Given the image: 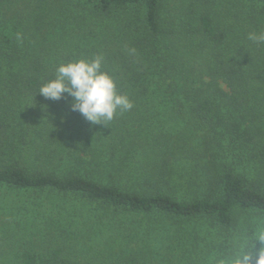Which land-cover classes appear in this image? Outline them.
<instances>
[{
	"label": "trees",
	"instance_id": "trees-1",
	"mask_svg": "<svg viewBox=\"0 0 264 264\" xmlns=\"http://www.w3.org/2000/svg\"><path fill=\"white\" fill-rule=\"evenodd\" d=\"M252 31L264 0H0V186L40 196L11 264H214L264 225ZM96 55L133 103L107 126L37 93Z\"/></svg>",
	"mask_w": 264,
	"mask_h": 264
},
{
	"label": "clouds",
	"instance_id": "clouds-1",
	"mask_svg": "<svg viewBox=\"0 0 264 264\" xmlns=\"http://www.w3.org/2000/svg\"><path fill=\"white\" fill-rule=\"evenodd\" d=\"M247 38L264 44V31L249 32ZM103 62V55H96L61 63L37 93L51 100L71 97V111L91 124L107 126L116 115L130 111L133 103L127 94L118 92L115 77L103 70ZM214 264H264V225L241 232Z\"/></svg>",
	"mask_w": 264,
	"mask_h": 264
},
{
	"label": "rangeland",
	"instance_id": "rangeland-1",
	"mask_svg": "<svg viewBox=\"0 0 264 264\" xmlns=\"http://www.w3.org/2000/svg\"><path fill=\"white\" fill-rule=\"evenodd\" d=\"M39 198L32 191L0 186V264H11L9 258L13 251H19L28 240L39 238L32 235L41 222L35 216L38 209L34 202ZM136 218L144 217L137 215Z\"/></svg>",
	"mask_w": 264,
	"mask_h": 264
}]
</instances>
